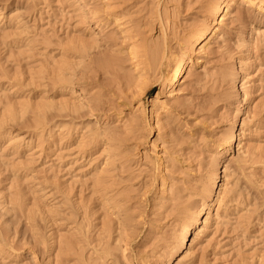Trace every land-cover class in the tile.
I'll return each mask as SVG.
<instances>
[{"label":"rangeland","instance_id":"rangeland-1","mask_svg":"<svg viewBox=\"0 0 264 264\" xmlns=\"http://www.w3.org/2000/svg\"><path fill=\"white\" fill-rule=\"evenodd\" d=\"M101 1L112 3L118 16L127 14H122L118 22L136 23L133 31L121 33L114 17L106 16L110 25L104 28V35L114 33L118 37L113 47H109L106 38L94 43L93 39L101 35L86 29L79 12L65 0H0V126L26 138L16 148V142L10 140L13 134H0V241L6 243L0 246V264H82L66 254L65 243L73 230L68 231L61 221V210L55 201L65 191L74 200L95 204L93 188L98 176L104 178V185L130 197L121 200L117 207L124 212L123 221L113 220L106 235L120 238L122 231L131 264H170V244L175 240L182 215L153 204V197L160 194L163 176L159 163L162 167L169 152L175 151L180 179L195 186L201 179L211 177L215 159L211 149L221 140V131L237 109L240 120L236 128L243 126V131L236 149L242 158L234 162L236 152H232L227 154L226 162L220 163L219 176L223 175L224 164L229 165L225 169L226 179L220 177L217 192L222 197L224 190L234 185L240 189V196L218 209L217 202L206 211L204 216H210L207 227L191 235L190 245L176 264H264V46L253 48V43L248 42L247 49L239 40L243 32H255V18L261 13L252 8L256 16L248 14L249 17L242 18L237 9L245 7L247 1L230 0L220 25L208 37L207 46L182 73L177 97H161L170 106L166 111L152 107L148 100L160 92L162 76L174 66L170 53L179 52L194 36V27L205 16L199 6L206 7L209 1ZM165 22L169 25L162 26L167 34L165 59L154 67L141 64L143 70L137 74L143 78L133 87L135 94L127 92L128 102L118 109L119 114L108 111L118 101L114 102L112 94L121 90L111 77H123L122 73L132 68L133 56L141 54V43L136 39L154 40L160 23ZM123 35L126 37L122 38ZM85 54L90 55L80 68V55ZM237 63L242 64L243 77L235 85L223 86L226 90L237 89V101L230 98L225 102L219 97L215 104L204 105L211 95L220 92L212 90L218 67ZM73 68L76 77H85V82L99 80L102 85L114 87L113 92H108L94 84H84L86 91L106 93L110 102L102 104L108 112L101 117L83 111L77 119L81 125L101 129L119 126L130 111L139 108L140 122L125 135L128 159H117L108 165L101 142L96 143L95 150L86 152L79 132L62 137L65 129L54 128L48 134L51 121L47 118L51 119L61 102L76 101L80 93L76 85L52 86L51 78L67 77L64 74ZM139 89L144 93L138 94ZM47 104L53 105L50 112L45 110ZM151 112L153 119L147 121ZM162 116H168L171 124L152 129L150 125ZM155 152H159L160 159L155 158ZM51 187L56 189L55 200L48 195ZM107 210L102 205L94 207L90 225L83 226L91 245L98 238V229L105 219L103 211Z\"/></svg>","mask_w":264,"mask_h":264},{"label":"bare ground","instance_id":"bare-ground-1","mask_svg":"<svg viewBox=\"0 0 264 264\" xmlns=\"http://www.w3.org/2000/svg\"><path fill=\"white\" fill-rule=\"evenodd\" d=\"M65 1L69 2L71 4L70 6H73L74 10L79 12V18L83 23H85L86 29H89L92 34L97 36L101 35V38L99 37L93 39L94 43H98L99 39L101 40L106 38L107 43L110 44L109 47L117 45L118 37H116L114 33L104 35V28L110 25L106 16L114 17V22L120 29L121 33L133 31L136 26L135 22L125 20L118 22L122 18V14L123 17L127 16V14L122 13L121 17L118 16L117 11L114 10V7L112 6V3L108 1ZM208 1L209 3L206 7L201 5L199 6V10L205 12V16L201 22L194 27V36L185 43L179 52L173 51L170 53V56L174 57V66L162 76L160 92H157L150 100H148L152 107H157L162 110L166 109V111L169 109L170 106L168 105L167 100H160L161 97L165 96L169 100H173L177 97L176 87L181 79L182 73L187 70L194 56L195 58H199L203 48L207 46L208 37L212 31H215L218 25H220L222 17L224 16L226 8L230 2V0ZM243 1H247L246 6L237 9L238 14L242 16V18L249 17L248 14L256 16V14L253 13L252 8L257 9L258 12L261 13V16L259 18H255L257 26L255 27L254 33H251V30H248L247 32H243L244 34H240V44L248 49V42H252L253 48H262L264 46V0H240V2ZM122 2L125 3L124 1ZM193 2L201 4L202 0H195ZM2 6L5 8V5ZM187 7L188 5L186 8ZM111 9H113V11ZM19 15L20 14H18L16 18H19ZM160 26L159 33L154 40L146 41L143 37L136 39L140 41L138 43H141V54L139 56H133L134 60L131 61L133 65L132 68L129 67L124 73H122L123 77H111L112 81H116V83L120 84L118 89L121 90L120 92L115 93V95L112 94L114 102L116 100L118 101L108 108V111L113 110L115 113L119 114L120 111L118 109L128 102V93L132 95L135 94L133 87L136 86L143 78L137 73L143 70L144 65L150 63L154 67L165 59V40L167 39V34L163 32L162 26L166 28L169 25L168 22H165V24L160 23ZM94 29L95 31L96 29L98 31L95 32ZM248 36H251L252 38L249 40V38H247ZM125 37L126 35L122 36V38ZM89 55L90 54L80 55V68L83 66ZM230 57H233L234 59V56L231 55ZM113 59L115 61L117 58L114 57ZM78 64L80 63L78 62ZM141 64H143V66H140ZM241 66V63H237L233 66L220 65L218 67L215 76L216 78L213 80L212 90H220V92L216 96L211 95L210 101L205 102L204 105L215 104L219 97H221L220 99L223 98L225 102L230 98L234 99V102L237 101V89L235 87H230L226 90L223 86L229 83L235 85L237 80H241L240 77H243ZM86 67L88 66L86 65L85 68ZM77 70L83 72V69L81 70L77 68ZM76 74V69L73 68L70 73L64 74L67 77L51 78L52 86L58 85L60 88H73V86L76 85V87L79 88L80 93L76 96V101L70 103L61 102V104L58 105L52 113L51 119L47 118L48 122L51 121L49 124L48 134L52 133L54 128L58 130L63 128L65 129V134H63L62 137L65 135V137L71 136L73 131L79 132L78 134H80L79 137L81 145L87 147L86 152H90L91 149L95 150L96 143L101 142L100 144H102L101 148L102 151H104L105 164L108 165L117 159H128V146L126 144L127 139H125V135L130 129L134 128V126L140 122L141 114L139 113V108H136L134 111H130L125 117V120H123L119 126H106L101 129L90 124L85 126L81 125L82 122L77 121V119L83 116V111L90 112L89 115L101 117L103 114L108 112L102 109V104L110 102V100L106 97V93L91 90L86 91L85 85L94 84V86L102 89L104 88L108 92H113L114 87L110 84L104 83L102 85V82L99 80L85 82L83 81L85 80V77H76ZM143 93L144 91L139 89L138 94ZM244 95H247V91L245 89ZM228 106H230V104H228ZM52 108V104H47L45 110L46 112H50ZM101 111L104 112L100 114ZM55 116L59 119L52 120ZM42 117L45 118V115H42ZM152 119L151 112V114L148 115L147 121H152ZM239 120V110L237 109L229 118L227 127L221 131V140L216 142L211 149L215 157L212 162L213 170L211 172V177H207L205 180L201 179L199 184L192 186L188 184L185 179H180L177 176V171L179 170L177 164L179 161L173 156L175 151L169 152L165 164L162 167H160L159 163L158 170L159 173H163V176L161 177L159 187L160 194L153 197V204L156 203V205L159 206L163 205L165 206L164 208L169 207L171 211L182 215V221L176 231L177 234H175V240L170 244L171 254L168 259V263L170 262V264H176V262H178V257L187 250L191 243L190 241H192L190 240L191 235L194 233L199 234L207 227L210 216H204L207 213L206 211H209L217 202H219L217 206L218 209L221 206H226L232 200L237 201L240 196V192H238L240 189L238 190V188L234 185L226 188L222 197H220L219 191L217 192V190L221 187L220 177H222L223 180L226 179V168L229 165V163L224 164L223 175L219 176L218 170L220 163L226 162L227 154H232V152H236L234 162L241 161L242 158L238 153V149H236L241 137V131H243V126L239 129L236 128ZM171 122L172 120L168 116H162L158 117L154 125H150V127L152 129L159 127L160 125L165 127L170 125ZM243 122L244 121H241V125H243ZM10 130V128H3L0 126V134H13V137H11L10 140L16 142V148H18L20 141L23 142L26 138L23 135L10 132ZM30 140L31 137H29L27 142ZM86 156L88 157L89 153H86ZM155 158L157 160L160 159L159 152H155ZM105 183L106 181L102 176L97 177L95 187L93 188V202L95 203L93 205L86 204L82 200H74L72 199L70 193L65 191L59 195L60 199H57L55 187L50 188V193L48 195H50L53 200L57 199L55 202L61 210V221L66 227H68V231L73 230V232H70L73 234L69 236V239L65 243V251L66 254L73 255L74 258L82 264H105L107 261L116 264L120 261L124 264H131L132 259L129 255V248L124 240L122 231L120 238L117 237L114 239L113 237H108L106 235V233L110 231V223L113 220L117 219L119 223L123 221L121 216L124 212L122 213L121 210L117 209V207L121 200H129L130 197L117 190L115 187L104 185ZM101 205L105 206L109 210H115H107L106 212L103 211L105 219L102 220L101 227L98 229V238L94 240L95 244L91 245V242L87 239L88 231H86L83 226L86 224L90 225V217L93 215V208ZM125 214L129 216L128 213ZM115 244H117V246L113 247ZM0 246H6V243H3L1 240ZM87 249L88 253L85 252ZM35 256L36 251H33L32 257Z\"/></svg>","mask_w":264,"mask_h":264}]
</instances>
